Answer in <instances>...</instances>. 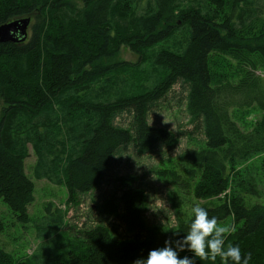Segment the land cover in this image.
<instances>
[{"label": "trees", "instance_id": "1", "mask_svg": "<svg viewBox=\"0 0 264 264\" xmlns=\"http://www.w3.org/2000/svg\"><path fill=\"white\" fill-rule=\"evenodd\" d=\"M80 1L81 8L73 0H0V26L31 20L24 42L0 44L1 202L18 223H28L27 208L34 201V182L25 173L28 145L36 157L33 179L63 187L67 206H79L82 196L99 189L112 161L128 146L139 157L174 148L175 135L150 126L147 117L180 82L188 87L187 112L201 125L205 144L185 151L178 171L157 170L155 175L170 181L181 197L191 188L192 197L206 202L201 206L219 223L232 219L236 227L226 243L250 252L249 264H264V205L247 206L245 199L262 194L237 171L262 155L264 182V119L243 133L233 118L235 109L255 106L264 112V91L256 76L264 71V26L254 30L250 15L261 0H209L207 9L187 10H181V0H154L140 15L130 6L132 0ZM225 3L229 11L221 17ZM183 27L188 31L183 51L161 49ZM121 49L137 56V64L116 61ZM219 61L241 75L238 84L220 81L211 66ZM144 64L161 76L151 88L138 85L144 77L138 68ZM120 74L135 75L130 88H137L118 90L111 99L109 91L120 84L111 80ZM105 78L109 82L99 87L102 96L86 97ZM122 115L130 118L126 128L116 123ZM120 181L127 189L94 206L100 222L83 231L66 262L58 264H132L187 231L190 217L178 216L173 227L149 224L142 186L135 187L133 179ZM227 190L230 194L220 199ZM213 199L219 203L209 204ZM62 215L57 212V221ZM109 220L121 224L128 238ZM33 263L13 262L0 249V264ZM215 264H221L219 258Z\"/></svg>", "mask_w": 264, "mask_h": 264}, {"label": "rangeland", "instance_id": "2", "mask_svg": "<svg viewBox=\"0 0 264 264\" xmlns=\"http://www.w3.org/2000/svg\"><path fill=\"white\" fill-rule=\"evenodd\" d=\"M153 1L132 0L130 6L136 14L140 15L149 10L148 7L153 5ZM73 2L78 8L83 6L80 0H73ZM207 5H209V0H181L179 6L181 10H187L190 8L207 9ZM229 7V3H225L221 17L228 14ZM252 10L254 12H250L251 24L254 30H259L264 26V0L257 1L252 6ZM180 29L175 32L169 41L164 43L161 49L178 54L183 51L188 40V31L185 27ZM225 60L232 64V68L235 67L236 63L233 60L230 58H225ZM116 61L135 65L138 57L126 49H121ZM225 65L220 61L217 64L211 63L212 69L220 77V81L225 82L228 79L231 84H238L242 78L241 75L237 71L228 70ZM138 71L144 75L138 85L146 88H151L161 77L149 64L140 66ZM256 76L260 77L259 86L264 91V71L259 69ZM134 78L135 75L128 77L125 74L113 78L111 81L119 80L120 84L116 88H112L111 92L109 91L108 97L112 93L111 99H114L118 90L124 93L135 91L137 84L133 85L132 82L133 86L130 88V81H133ZM104 81L109 82L105 78L101 81L102 83L96 85L97 87L92 88L86 97H101L102 93L99 95L98 92ZM106 85L108 86L109 83H106ZM187 95L188 87L179 82L172 87L162 100L152 107L147 117L150 126L172 132L176 137L177 145L172 149H157L151 155L142 157L136 155L132 145L128 146L112 161L100 188L82 196L79 206L65 205L67 197L63 187L46 180L35 181L33 179L36 157L31 146L28 145L29 156L25 160V173L34 182V201L27 208L30 220L26 224L18 223L15 215L0 200V222L3 226V230L0 232V249L13 262H23L29 259L34 260L33 264L65 263L67 255L72 250V245L75 241L81 240L83 231L95 227L100 222L101 219L94 210V206L99 205L113 195L119 197L127 189L125 187L126 183H122L121 179L126 181L133 179L135 187L142 186L147 200L145 218L149 224L173 227L177 223L176 218L178 216L189 218L193 204L203 205L206 202L195 200L192 197L191 188L181 197V193L170 181L157 178L155 175L157 170L178 171L182 166L180 156L185 151L204 147L205 137L202 127L187 112ZM81 96L84 95L81 94ZM236 100L240 101L237 97ZM55 112L59 115L58 109H55ZM233 118L241 132L247 133L261 119H264V112L259 111L255 106L235 109ZM116 123L126 128L130 123V118L122 115L116 120ZM262 158V155H258L237 168L240 176L252 179L257 190L262 194L259 197L245 196L247 206L264 205ZM229 194L230 190H227L220 196V199ZM217 203H219L217 199L209 202V204ZM46 207L49 208L48 212ZM58 211L63 213L59 221H57L59 219L57 216ZM45 216H47L46 221ZM106 223L117 227L118 233L123 238H128L123 226L116 220H109ZM220 224L233 225L234 229L236 227V224L230 218Z\"/></svg>", "mask_w": 264, "mask_h": 264}, {"label": "clouds", "instance_id": "3", "mask_svg": "<svg viewBox=\"0 0 264 264\" xmlns=\"http://www.w3.org/2000/svg\"><path fill=\"white\" fill-rule=\"evenodd\" d=\"M234 230L233 225H221L205 207L193 204L187 231L180 239L165 240L162 247L150 250L146 257L137 258L132 264H197L201 260L215 264L218 258L221 264H229V261L249 264L252 259L250 252L243 254L239 244L226 243L227 236ZM179 232L173 231V234ZM185 250L192 255L181 257L179 253Z\"/></svg>", "mask_w": 264, "mask_h": 264}, {"label": "water", "instance_id": "4", "mask_svg": "<svg viewBox=\"0 0 264 264\" xmlns=\"http://www.w3.org/2000/svg\"><path fill=\"white\" fill-rule=\"evenodd\" d=\"M30 18L19 19L0 26V44L24 42L28 36Z\"/></svg>", "mask_w": 264, "mask_h": 264}]
</instances>
